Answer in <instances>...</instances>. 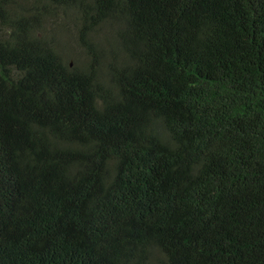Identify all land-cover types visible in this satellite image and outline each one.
<instances>
[{
    "label": "trees",
    "instance_id": "1",
    "mask_svg": "<svg viewBox=\"0 0 264 264\" xmlns=\"http://www.w3.org/2000/svg\"><path fill=\"white\" fill-rule=\"evenodd\" d=\"M0 264H264V0H0Z\"/></svg>",
    "mask_w": 264,
    "mask_h": 264
}]
</instances>
